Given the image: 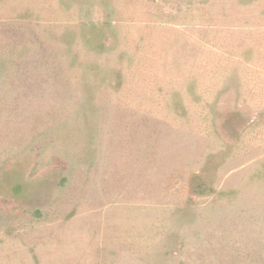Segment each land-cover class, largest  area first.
<instances>
[{
	"label": "rangeland",
	"instance_id": "obj_1",
	"mask_svg": "<svg viewBox=\"0 0 264 264\" xmlns=\"http://www.w3.org/2000/svg\"><path fill=\"white\" fill-rule=\"evenodd\" d=\"M0 264H264V0H0Z\"/></svg>",
	"mask_w": 264,
	"mask_h": 264
}]
</instances>
